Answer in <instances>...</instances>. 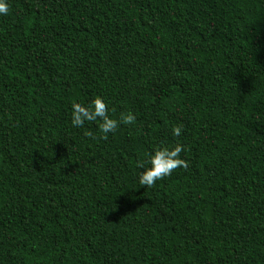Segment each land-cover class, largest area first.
Listing matches in <instances>:
<instances>
[{"label":"trees","instance_id":"obj_1","mask_svg":"<svg viewBox=\"0 0 264 264\" xmlns=\"http://www.w3.org/2000/svg\"><path fill=\"white\" fill-rule=\"evenodd\" d=\"M8 4L0 264H264V0ZM98 97L114 131L73 127Z\"/></svg>","mask_w":264,"mask_h":264},{"label":"clouds","instance_id":"obj_2","mask_svg":"<svg viewBox=\"0 0 264 264\" xmlns=\"http://www.w3.org/2000/svg\"><path fill=\"white\" fill-rule=\"evenodd\" d=\"M9 13L8 0H0V15ZM99 119V131L102 134L113 132L117 127V120L110 118L103 98L98 97L90 105L84 103L72 104L71 123L73 127L81 128L86 121H95ZM125 123H131L134 120L132 114L121 117ZM173 134L180 135V129L174 128ZM183 146L177 144L173 148H158L150 154L146 162L140 167L143 169L139 176V183L146 187H151L159 179L169 176L174 169L185 166V161L180 158Z\"/></svg>","mask_w":264,"mask_h":264}]
</instances>
